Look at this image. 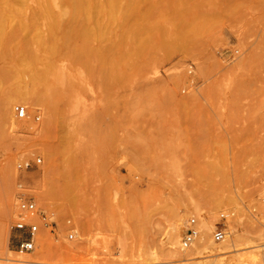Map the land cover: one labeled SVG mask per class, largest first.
Here are the masks:
<instances>
[{
    "label": "rangeland",
    "instance_id": "1",
    "mask_svg": "<svg viewBox=\"0 0 264 264\" xmlns=\"http://www.w3.org/2000/svg\"><path fill=\"white\" fill-rule=\"evenodd\" d=\"M50 1L67 8L13 1L15 49L0 57V264H264V0H118L89 45L114 43L97 70L62 41L57 55L41 47ZM20 51L35 54L21 68ZM18 85L35 96L18 97L8 115L2 103ZM21 196L54 222L24 253ZM229 212L240 250L162 252L176 221L182 241L192 218L213 220V241Z\"/></svg>",
    "mask_w": 264,
    "mask_h": 264
},
{
    "label": "bare ground",
    "instance_id": "2",
    "mask_svg": "<svg viewBox=\"0 0 264 264\" xmlns=\"http://www.w3.org/2000/svg\"><path fill=\"white\" fill-rule=\"evenodd\" d=\"M13 1L14 0H0V2L2 3V8L0 10V57L3 56L7 57L6 54L8 53V51L15 49V47L12 46L11 43L17 34L14 33L15 31L13 32L9 28L11 27V20H13L14 17L20 18L22 15V11L14 8ZM117 1L118 0H108L107 6H105L106 3H104L102 0H65V6L67 8L64 9L62 12L53 11V8L56 7L55 6L56 4L54 2L50 1L47 3H42L41 8L48 15L50 19V24L47 32L48 38L45 39V36L43 34L39 35V40L42 45L41 47H43L45 50L50 52V54L57 55L58 49L60 47L58 41H62L63 42L62 44L64 46H68L71 49L70 53L73 57L76 58L75 59L76 61L84 62L85 60H87L91 63L92 69L97 70L99 68L101 61H104L103 59H108L105 57H108V55L113 51L112 47L114 43L108 44L105 47L97 46L94 48H89V45L90 43L98 42L100 38H102L103 34H105L104 27L102 26L103 20L105 18H108V20L116 19V14H117L116 9H118ZM119 10L122 11L121 9ZM125 11L128 10L125 9ZM64 14H69V17L71 18L70 22L67 25H64V20H63ZM92 18H95V23H94L95 26L81 25L82 21L89 22ZM21 26L24 28L26 27V25H21ZM48 40L56 41V45L46 46L45 42H48ZM34 55L35 54L32 51H28L26 52V54L20 51V52H16V55H14L15 58L14 60L17 63V65L21 68L28 63L29 59H33ZM51 66L52 63L49 61L46 68V73L49 72L50 69H52ZM21 73H22V69H18L17 74L20 75ZM26 95L35 96L34 89L25 87L24 85L23 86L18 85L14 88V90L9 92L6 100L3 101L2 103L3 107L8 111V115H10V111L12 110L13 104L19 101L18 97L26 96ZM12 119H13V115H12ZM11 125L13 127L17 126L15 118L11 121ZM229 219H227L225 223ZM228 224H230L231 231L234 234L233 239L231 238V241H229L228 238L230 237V232L226 227V230L228 232V236L226 237V239L223 241L215 242L212 235V239L214 241L213 242L211 241L210 236L208 235V233L211 231L213 220L212 223L203 222L202 225H201V221L198 222L196 227L198 228L200 234L196 242L190 248L185 249L182 247L183 246L182 241H180L181 238L179 234V225L181 224L177 223L176 221V223L171 225L167 233H165L166 234V236L164 237L165 241L160 244V248L162 249V252L167 256L181 257L183 255L179 251V247H180L182 248V251H186L185 252L186 255L184 257L185 260H193L208 256L210 257L215 255L217 256L222 255L224 253H227V250L232 246L235 247V250H240L241 248L240 249L237 248L240 245L239 243L240 235L238 233V230L236 229L234 224L230 222H228ZM250 246L252 247V245ZM253 256L255 259L256 255L253 254ZM249 257L252 258V255L250 254ZM1 259H5L8 263L9 262L12 263L13 261L12 258L2 257Z\"/></svg>",
    "mask_w": 264,
    "mask_h": 264
},
{
    "label": "built area",
    "instance_id": "3",
    "mask_svg": "<svg viewBox=\"0 0 264 264\" xmlns=\"http://www.w3.org/2000/svg\"><path fill=\"white\" fill-rule=\"evenodd\" d=\"M17 116L25 118L27 116V108L25 106L18 105L15 107ZM38 163H41V158L37 159ZM28 166V164H27ZM18 220L14 225L15 230L18 232L16 237L17 250L21 253L30 252L34 250L37 235L42 227L50 228L54 226V222L50 221L48 216L42 212L36 205L35 201L31 197L21 196L18 204ZM231 215L229 213H222V222L218 223L212 233L215 242L223 241L228 236L225 222ZM191 227L187 230L182 239V247L190 248L197 240L200 232L197 225L196 218H192L190 221ZM73 234L69 235V238H73Z\"/></svg>",
    "mask_w": 264,
    "mask_h": 264
}]
</instances>
